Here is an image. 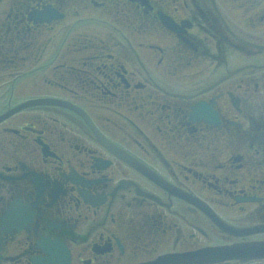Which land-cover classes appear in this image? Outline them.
<instances>
[{"label":"flooded vegetation","instance_id":"flooded-vegetation-1","mask_svg":"<svg viewBox=\"0 0 264 264\" xmlns=\"http://www.w3.org/2000/svg\"><path fill=\"white\" fill-rule=\"evenodd\" d=\"M264 0H0V264H264Z\"/></svg>","mask_w":264,"mask_h":264},{"label":"water","instance_id":"water-1","mask_svg":"<svg viewBox=\"0 0 264 264\" xmlns=\"http://www.w3.org/2000/svg\"><path fill=\"white\" fill-rule=\"evenodd\" d=\"M256 248H257V252H258L259 254L264 255V243H260V244H258V245L256 246Z\"/></svg>","mask_w":264,"mask_h":264}]
</instances>
